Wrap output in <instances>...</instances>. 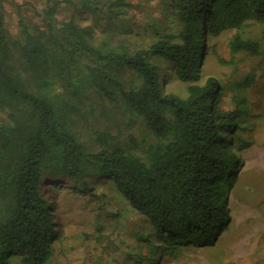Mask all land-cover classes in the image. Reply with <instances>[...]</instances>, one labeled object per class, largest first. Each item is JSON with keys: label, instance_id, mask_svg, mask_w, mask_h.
<instances>
[{"label": "trees", "instance_id": "16d2710c", "mask_svg": "<svg viewBox=\"0 0 264 264\" xmlns=\"http://www.w3.org/2000/svg\"><path fill=\"white\" fill-rule=\"evenodd\" d=\"M44 1L39 24L18 12L17 40L0 4V264L48 262L57 231L40 186L50 176L83 186L87 175L110 178L147 217L161 245L212 244L228 217L226 195L236 180L241 144L234 131L243 110L218 107L223 87L212 77L203 86L190 84L185 97L164 93L156 59L171 64L178 80H197L203 26L209 38L234 28L232 54H260L258 41L243 31L257 23L264 35V0H169L180 30L158 34L133 50H102L89 40L90 26L73 19L55 22L64 1L97 15L118 13L130 5L127 0ZM119 66L140 82L124 88L113 78ZM55 85L76 96L94 87L113 100L119 97L124 111L140 116L156 143L141 157L98 134L100 149L89 151L62 119L67 106L52 95ZM147 244L151 251L144 258L153 263L159 245Z\"/></svg>", "mask_w": 264, "mask_h": 264}, {"label": "rangeland", "instance_id": "374dc122", "mask_svg": "<svg viewBox=\"0 0 264 264\" xmlns=\"http://www.w3.org/2000/svg\"><path fill=\"white\" fill-rule=\"evenodd\" d=\"M77 3L79 0H72ZM130 5L118 13L91 14L64 1L55 16L56 24L73 19L90 26L89 40L100 49L133 50L152 43L158 34H177L180 23L169 0H127ZM5 25L14 39H20L18 12L39 24L44 0H0ZM203 26L204 53L197 80L183 82L174 75L171 64L157 58L159 81L164 93L180 97L188 86L206 84L216 78L223 87L218 107L243 110L234 134L241 141L236 180L226 195L227 220L212 244L164 246L151 235L147 217L118 192L112 179L87 175L80 185L65 176L52 177L40 186L48 202L57 238L46 264H264V35L259 24L244 29L262 51L232 54L229 39L234 28L209 38ZM178 38L175 37L174 40ZM113 78L124 88L140 82L124 66L113 71ZM110 87V85H109ZM52 95L63 101L62 119L89 151L100 149L97 135L112 137V145L145 157L156 143L140 116L126 113L121 100L86 87L80 95L63 92L55 85ZM119 96V94L117 93ZM3 117V114L1 113ZM225 135V132L222 133ZM233 150V149H232ZM231 150V151H232ZM232 152L235 153V150ZM146 238L147 240H144ZM149 239V240H148ZM147 242L157 243L153 263L144 255L151 251ZM136 258L134 259V255ZM12 264H20L15 260Z\"/></svg>", "mask_w": 264, "mask_h": 264}]
</instances>
